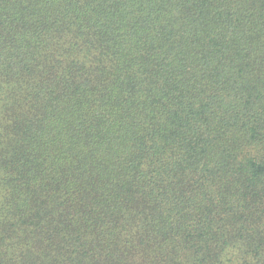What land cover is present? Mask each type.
Wrapping results in <instances>:
<instances>
[{
    "label": "trees",
    "instance_id": "1",
    "mask_svg": "<svg viewBox=\"0 0 264 264\" xmlns=\"http://www.w3.org/2000/svg\"><path fill=\"white\" fill-rule=\"evenodd\" d=\"M0 264H264V0H0Z\"/></svg>",
    "mask_w": 264,
    "mask_h": 264
}]
</instances>
